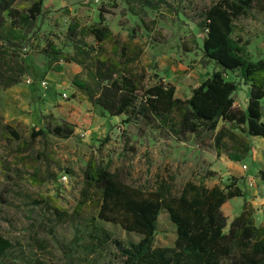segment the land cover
Masks as SVG:
<instances>
[{
	"label": "rangeland",
	"instance_id": "374dc122",
	"mask_svg": "<svg viewBox=\"0 0 264 264\" xmlns=\"http://www.w3.org/2000/svg\"><path fill=\"white\" fill-rule=\"evenodd\" d=\"M31 1L18 0L16 5L25 9ZM152 1L156 8L142 4L143 0H120L116 7L110 6L111 0H46L44 15L30 35V43L22 50L28 68L25 79L30 78L33 83H21L30 93L21 104L15 105L9 89L0 91V195L5 199L0 200V233L24 249L31 263L80 264L78 254L68 260L63 249H67L76 234L87 233L90 228L86 225L97 217V197L84 177V168L92 157L135 185H152L158 175L175 176L177 187L189 180L213 186L240 177L249 198L258 195L264 199V182L258 176L259 169L264 168L261 138L247 136L251 150L240 161L231 159L226 151L218 154L211 137L164 139L156 130L125 122V115L102 114L94 107L72 83L78 73L86 77L81 73L82 65L64 63L62 71L49 69L48 58L40 52L46 40H52L63 52L74 54L73 40L67 36L69 24L77 19L82 25H90L99 20L104 8L110 11L106 13V22L122 41H128L129 35L134 34L132 44L144 50L141 63L153 65L149 73L174 84L177 96L187 97L193 86L202 83L214 70L213 63L203 55L205 32L198 22L201 12L217 0ZM233 36L250 41L248 50L254 60L264 57V10L259 3L249 16L235 22ZM86 40L93 43L92 37ZM106 46L110 48L111 44ZM226 76L238 82L236 103L245 108L249 85L238 73L229 72ZM43 80L46 85L41 83ZM262 103L264 106V99ZM10 110L15 112L14 117L7 121L4 113ZM50 114L57 122L75 125L74 135L65 139L48 134L31 139L32 128L45 127ZM1 122H11L20 138L4 132ZM85 188L91 192L85 194ZM253 188L258 192L252 194ZM42 199L48 200L49 206L34 202ZM80 201L84 205L75 213ZM232 201L223 205L228 223L237 213V204L244 203L243 198ZM256 207L258 223H262L264 202ZM97 223L124 242L140 239L138 234L118 224L99 220ZM175 238V227L162 213L155 245L173 246ZM116 255L115 246L106 241L96 254L102 264L107 261L122 264ZM5 264H11V260Z\"/></svg>",
	"mask_w": 264,
	"mask_h": 264
},
{
	"label": "trees",
	"instance_id": "16d2710c",
	"mask_svg": "<svg viewBox=\"0 0 264 264\" xmlns=\"http://www.w3.org/2000/svg\"><path fill=\"white\" fill-rule=\"evenodd\" d=\"M45 1L32 0L23 9L16 5L18 0H0V91L25 80L28 68L22 50L30 43V35L44 15ZM119 1L111 0L110 6L116 7ZM257 3L264 10L262 0H217L201 12L198 24L205 32L203 55L213 63L214 70L191 90L188 98L177 96L176 86L162 76L149 73L153 65L141 63L144 50L132 44L134 34L122 41L106 22V13L110 11L104 8L99 20L90 25H82L77 19L69 24L67 36L73 40L74 54L63 52L50 39L40 52L55 72L62 71L64 63L82 65L81 73L86 77L78 73L72 83L102 114L125 115V122L156 130L164 139L211 137L218 154L226 151L231 159L240 161L251 150L247 136L264 139V57L254 60L248 50L250 41L233 36L235 22L249 16ZM142 4L157 7L152 0H143ZM88 37L93 38V43L86 40ZM229 72L238 73L249 85L246 110L236 104L239 84L227 78ZM220 122L223 124L219 125ZM1 127L20 138L11 122H1ZM74 133L75 125L57 122L50 114L46 126L32 128L30 136L36 139L53 134L67 139ZM1 169L0 164V174ZM258 174L264 181V168ZM84 177L97 197V217L86 225L90 228L87 233L76 234L63 249L68 260L78 254L80 264H102L96 254L106 241L115 246L122 264H264V223H257L254 207L245 201L230 223L222 209L228 200L246 196L240 177L213 186L189 180L177 187L175 176L158 175L152 185L140 186L95 157L88 160ZM88 188L84 189L85 194L91 192ZM0 200L5 202L1 195ZM34 202L50 204L46 199ZM83 205L84 201H80L75 213ZM162 213L175 227L173 246L155 245ZM98 220L118 224L140 239L119 240ZM9 259L11 264H39L31 263L24 249L0 233V264Z\"/></svg>",
	"mask_w": 264,
	"mask_h": 264
},
{
	"label": "crops",
	"instance_id": "0c3cea01",
	"mask_svg": "<svg viewBox=\"0 0 264 264\" xmlns=\"http://www.w3.org/2000/svg\"><path fill=\"white\" fill-rule=\"evenodd\" d=\"M194 87H196V86H193V88ZM192 88V89H193ZM10 91H9V94H10V100H11V102H14L15 103V105L17 104H21V102H23L24 101V99H25V97L30 93V90H29V88L28 87H24V86H22V83H20V84H17V85H15V86H12V87H10V88H8ZM7 89V90H8ZM177 93V92H176ZM26 95V96H25ZM190 95H191V93H190ZM190 95H188L187 97H182V98H188ZM180 97V96H179ZM248 100H249V92H248ZM248 100H247V104H246V107L244 108V107H242V106H240V105H238L237 103V105L238 106H240L242 109H244V110H246L247 109V106H248ZM15 112H13L12 110H10V111H7V112H5L4 113V116H5V120H9V119H11V118H13L14 116H13V114H14ZM263 120H264V118H263ZM223 124V123H222ZM256 137H258V138H261L263 141H264V139H263V137H259V136H256ZM222 153V152H221ZM264 182V181H263ZM256 192H258L257 190H256V188H253L252 189V191H251V193L252 194H254V193H256ZM258 195H252V197H253V199H251V198H249V196L246 194V196H242V197H234V198H243V200H244V203H245V201H247L248 203H250L253 207H254V209H255V213H254V215H255V218H256V221H257V223H258V220H257V212H258V208L256 207V204H262L263 202H264V199L262 198H259V197H257ZM234 198H232V199H234ZM232 199H230V200H228L227 202H232L233 203V201H232ZM257 199V200H256ZM226 202V203H227ZM243 203V204H244ZM225 204V203H224ZM243 204H237V206H238V210H237V213L234 215V217L237 215V214H239L240 213V211L242 210V206H243ZM222 209H223V207H222ZM224 211V210H223ZM226 214V213H225ZM233 217V218H234ZM232 218V219H233ZM264 223V221L262 222V223H258V224H263Z\"/></svg>",
	"mask_w": 264,
	"mask_h": 264
},
{
	"label": "built area",
	"instance_id": "2783aa9c",
	"mask_svg": "<svg viewBox=\"0 0 264 264\" xmlns=\"http://www.w3.org/2000/svg\"><path fill=\"white\" fill-rule=\"evenodd\" d=\"M24 81H25L27 84H32V83H33V80L30 79V78H26ZM41 83H42L43 85H46V84H47V81H46V80H43ZM63 96H64V97H67V93H63ZM244 167L246 168L247 166L244 165ZM64 178H65V179L67 178V174H65Z\"/></svg>",
	"mask_w": 264,
	"mask_h": 264
}]
</instances>
